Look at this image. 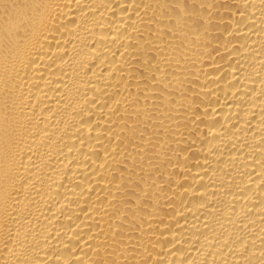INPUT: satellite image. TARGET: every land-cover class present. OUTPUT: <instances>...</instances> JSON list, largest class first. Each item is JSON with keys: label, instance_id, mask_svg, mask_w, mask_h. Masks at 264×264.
Here are the masks:
<instances>
[{"label": "bare ground", "instance_id": "bare-ground-1", "mask_svg": "<svg viewBox=\"0 0 264 264\" xmlns=\"http://www.w3.org/2000/svg\"><path fill=\"white\" fill-rule=\"evenodd\" d=\"M0 264H264V0H0Z\"/></svg>", "mask_w": 264, "mask_h": 264}]
</instances>
